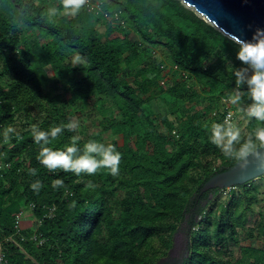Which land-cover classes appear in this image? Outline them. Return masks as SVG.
Returning <instances> with one entry per match:
<instances>
[{
	"label": "trees",
	"instance_id": "16d2710c",
	"mask_svg": "<svg viewBox=\"0 0 264 264\" xmlns=\"http://www.w3.org/2000/svg\"><path fill=\"white\" fill-rule=\"evenodd\" d=\"M47 8V0H0V240L8 264H264V248H246L236 261L217 256L258 202L256 180L225 197L226 188L201 193L236 163L211 143L208 126L227 112L223 98L243 67L238 45L182 0H106L124 23L104 32V16L82 9L49 22ZM155 49L166 58L158 61ZM76 57L82 63L73 66ZM85 112L98 116L92 126L65 129L49 147L64 149L73 135L82 137L81 152L89 140L114 144L119 175L50 172L37 160L31 126L47 131ZM18 121L6 143L4 130ZM258 124L249 121L245 134ZM55 179L63 187L53 188ZM37 180L39 192L31 188ZM26 209L32 224L16 234V213ZM188 214L187 256L163 263Z\"/></svg>",
	"mask_w": 264,
	"mask_h": 264
},
{
	"label": "clouds",
	"instance_id": "9594fccd",
	"mask_svg": "<svg viewBox=\"0 0 264 264\" xmlns=\"http://www.w3.org/2000/svg\"><path fill=\"white\" fill-rule=\"evenodd\" d=\"M88 3V0H59L62 7L47 8L41 15L51 22L57 15L63 14L75 17ZM231 40L238 45L237 59L243 67L235 68L233 76L235 78V88L229 93L226 103L237 107L240 113L248 121L259 122L258 126L247 134H244L233 113L228 112L223 122H213L210 124L209 139L212 144L229 159H232L241 166L246 167L249 158L255 156L258 160L264 161V28H257L251 40L241 39L236 35H231ZM80 57L72 61V65H81ZM244 86L247 90H244ZM250 101L246 106H241L243 98ZM80 124L75 119H70L67 124L52 126L49 130H41L37 125L31 126V135L34 142L40 145L37 160L50 172L62 170L71 172L77 176L81 174L96 175L101 170H106L112 176L119 175L122 155L116 150L114 144H105L96 140H89L83 146V150L77 146L82 139L79 135L71 137V143L64 149H53L49 147L52 140H55L65 129L70 132H77ZM15 129L8 127L4 130V140L7 143L10 133ZM18 135V134H17ZM264 167V163L261 165ZM30 175H36L37 170H28ZM61 179L52 181L53 188L63 187ZM42 184L39 180L31 184V188L39 192ZM88 188L95 185L89 181ZM74 206V204H73Z\"/></svg>",
	"mask_w": 264,
	"mask_h": 264
},
{
	"label": "rangeland",
	"instance_id": "374dc122",
	"mask_svg": "<svg viewBox=\"0 0 264 264\" xmlns=\"http://www.w3.org/2000/svg\"><path fill=\"white\" fill-rule=\"evenodd\" d=\"M47 2H48L49 7H56L57 9H59L57 7V1L47 0ZM89 2L91 6H94L93 10H88L87 4ZM88 3L85 5L83 9H87L88 11L92 12V14L94 15L93 17L95 19L96 18L99 19L100 16H104L106 19V21L103 20L98 25L101 32H104L107 29V26H109L110 24L116 25V24L122 23V21L118 17V14H111L109 11L106 10L105 8L106 0L104 1L103 0L102 1L101 0H88ZM60 11L62 13V9ZM67 17L68 15L59 14L56 16V19L64 21ZM131 36L135 39L137 38L135 34H132ZM154 57L158 61H161L166 58V55L160 49L158 50L155 49ZM50 73L53 74V71L51 68H50ZM170 75H173V73L171 72ZM204 105L205 103L201 101V103L198 104V107L201 108ZM157 109L158 108H156L155 110ZM95 118H98V116L96 117L91 112H85L80 118L79 124L80 126L81 125L92 126L93 120ZM236 120L239 123L240 127L242 128L243 133L245 134L247 132V125L249 121L246 118H244L240 113H238V111L236 112ZM23 125L24 124L22 122L18 121L17 123L13 124L11 127L14 128L16 131V130L21 129ZM105 136H109V133L108 135H105ZM113 138L118 139L121 144L123 143V138L121 135H117ZM108 140L110 141L111 138H108ZM255 183L258 185V188H259V200L254 205L253 209L249 212L247 223L243 228L240 229L237 239L229 240L228 244L224 247V249L222 248L220 252H217V256L221 258V260L231 259L232 261H236L238 258H241L246 253V248H256V249L264 248V234L262 233V230L260 227V223L264 221V176L256 179ZM229 189L230 188H226V190L220 193L219 197L220 196L225 197L228 194ZM189 215L190 214L187 215L186 220H184L180 224L179 229L174 234V237H173L174 246L171 249L169 256L163 259V263H165L166 261H168L169 263L175 262V261H181L183 257L187 256L189 252L188 243L190 239V235H189L190 222L188 219ZM22 220H23L22 223L24 224V226H28L32 224L33 216H32L31 209L25 210V214L23 215ZM252 259H254V256H252Z\"/></svg>",
	"mask_w": 264,
	"mask_h": 264
},
{
	"label": "water",
	"instance_id": "95a60500",
	"mask_svg": "<svg viewBox=\"0 0 264 264\" xmlns=\"http://www.w3.org/2000/svg\"><path fill=\"white\" fill-rule=\"evenodd\" d=\"M204 19L231 37L251 40L257 28H264V0H182ZM264 151V150H262ZM264 161L255 156L247 166L238 162L217 171L201 187V193L213 188H232L264 176Z\"/></svg>",
	"mask_w": 264,
	"mask_h": 264
},
{
	"label": "built area",
	"instance_id": "2783aa9c",
	"mask_svg": "<svg viewBox=\"0 0 264 264\" xmlns=\"http://www.w3.org/2000/svg\"><path fill=\"white\" fill-rule=\"evenodd\" d=\"M87 7H88V10H93V8H94V6H91L90 2L87 4ZM121 21H122V23H124L123 20H121ZM226 99H227V97L223 98L224 104H226V108H227V112H226L225 116L228 114V112H232L233 117L236 120V111H235V109L229 108V104L225 102ZM34 206H35L34 204H31V208H34ZM24 214H25V210H21V211L16 213V234H18L20 232L21 228L23 227L22 226L23 225L22 217ZM32 238L35 239L36 236L33 235ZM9 239H12V236H10L8 238V240ZM0 264H8L7 252L4 248V242L1 240H0Z\"/></svg>",
	"mask_w": 264,
	"mask_h": 264
}]
</instances>
